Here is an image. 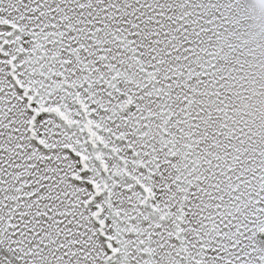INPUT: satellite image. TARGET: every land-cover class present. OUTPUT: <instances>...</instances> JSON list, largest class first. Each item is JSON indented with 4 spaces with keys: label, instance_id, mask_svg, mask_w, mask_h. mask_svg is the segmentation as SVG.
Returning <instances> with one entry per match:
<instances>
[{
    "label": "snow or ice",
    "instance_id": "1",
    "mask_svg": "<svg viewBox=\"0 0 264 264\" xmlns=\"http://www.w3.org/2000/svg\"><path fill=\"white\" fill-rule=\"evenodd\" d=\"M0 264H264V0H0Z\"/></svg>",
    "mask_w": 264,
    "mask_h": 264
}]
</instances>
